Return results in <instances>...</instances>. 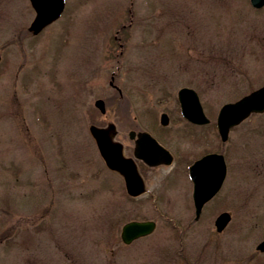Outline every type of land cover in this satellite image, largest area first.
<instances>
[{"label":"rangeland","instance_id":"374dc122","mask_svg":"<svg viewBox=\"0 0 264 264\" xmlns=\"http://www.w3.org/2000/svg\"><path fill=\"white\" fill-rule=\"evenodd\" d=\"M33 15L29 0H0V264H264L255 248L264 238V111L225 141L215 125L221 104L264 82V5L65 0L37 34L27 29ZM181 86L197 92L209 123L182 117ZM109 121L125 155L130 129L173 155L170 164L136 159L146 186L138 196L89 133ZM209 152L223 155L226 175L195 220L188 166ZM221 211L231 219L216 232ZM130 219L156 226L126 244Z\"/></svg>","mask_w":264,"mask_h":264},{"label":"water","instance_id":"95a60500","mask_svg":"<svg viewBox=\"0 0 264 264\" xmlns=\"http://www.w3.org/2000/svg\"><path fill=\"white\" fill-rule=\"evenodd\" d=\"M34 10L27 29L37 34L46 25L56 20L64 9L65 0H29ZM252 6L259 8L264 5V0H250ZM1 58V54H0ZM111 83V82H110ZM177 98L181 114L193 123L203 124L209 121L205 115L197 92L189 86H182L177 91ZM94 105L101 113L105 112L102 98H97ZM264 111V82L242 95L234 101L224 102L216 116L217 132L222 141L228 137L229 129L240 123L252 112ZM160 123H168V115L160 114ZM89 133L93 137L100 156L105 165L118 171L124 180L126 192L137 196L145 190V183L138 172L134 159L123 154L122 143L114 139L116 126L109 121L103 126L89 124ZM133 136L134 131L130 130ZM138 138L134 147V156L145 161L148 165L159 163L168 164L172 160L170 152L146 131L137 132ZM226 174V164L221 153L210 152L193 161L189 166V176L192 181V202L194 219L201 214L203 205L210 200L220 189ZM231 219L228 211L219 212L214 218L215 231L221 232ZM156 226L152 219H131L124 222L120 230L121 240L128 244L133 240L148 235ZM256 250L264 252V238L256 245Z\"/></svg>","mask_w":264,"mask_h":264},{"label":"flooded vegetation","instance_id":"af4514ba","mask_svg":"<svg viewBox=\"0 0 264 264\" xmlns=\"http://www.w3.org/2000/svg\"><path fill=\"white\" fill-rule=\"evenodd\" d=\"M112 77H111V79L109 80L110 82H109V84L110 85H113L114 86V84H113V74L111 75ZM116 89H117V91L120 93V90H119V88L118 87H116V86H114ZM168 122H169V116H168ZM159 123H160V121H159ZM191 123V122H190ZM161 124V123H160ZM192 124H195V123H192ZM162 125V124H161ZM195 125H200V124H195ZM203 125V124H202ZM130 130H133L134 131V135L133 136H130L129 135V131ZM130 130H128V137L132 140V155H127V156H132V157H134V147H135V144H136V139L138 138V135H137V132H139V131H146V132H148V133H150L149 131H147V130H144V129H130ZM150 135H152L151 133H150ZM153 136V135H152ZM154 137V136H153ZM155 139H156V137H154ZM157 140V139H156ZM158 141V140H157ZM159 142V141H158ZM160 143V142H159ZM161 144V143H160ZM162 145V144H161ZM162 146H164V145H162ZM165 147V146H164ZM166 148V147H165ZM166 149H168V148H166ZM168 151L170 152V150L168 149ZM171 153V152H170ZM206 154V153H205ZM171 155H172V153H171ZM202 156V155H201ZM172 158H173V155H172ZM136 159L137 158H135L134 157V160H135V162H136ZM140 159V158H139ZM196 159H198V158H196ZM195 159V160H196ZM143 163H145V164H147L145 161H143L142 159H140ZM136 165H137V163H136ZM148 165V164H147ZM137 168H138V166H137ZM138 171H139V169H138ZM140 172V171H139Z\"/></svg>","mask_w":264,"mask_h":264}]
</instances>
